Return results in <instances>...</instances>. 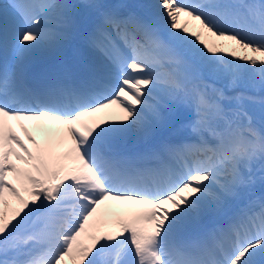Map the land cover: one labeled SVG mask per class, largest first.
I'll return each instance as SVG.
<instances>
[{"label":"snow or ice","instance_id":"snow-or-ice-1","mask_svg":"<svg viewBox=\"0 0 264 264\" xmlns=\"http://www.w3.org/2000/svg\"><path fill=\"white\" fill-rule=\"evenodd\" d=\"M257 165L264 0L0 6V264H264Z\"/></svg>","mask_w":264,"mask_h":264},{"label":"bare ground","instance_id":"bare-ground-1","mask_svg":"<svg viewBox=\"0 0 264 264\" xmlns=\"http://www.w3.org/2000/svg\"><path fill=\"white\" fill-rule=\"evenodd\" d=\"M149 3H155L156 2V0H152V2H151V0H147ZM6 4H8V2L6 1V0H0V6H3V5H6ZM50 26V25H49ZM39 58V53L37 54V59ZM160 71H164V69H160ZM46 124H48V123H50V122H45ZM30 130H33L32 129V125H30ZM33 134H35V131L33 130ZM38 140H42V136L40 135V137H38L37 138ZM29 148H31L32 146H31V144L28 146ZM254 175L256 176V184L254 185V191H255V193H256V196L257 197H259V196H261V195H264V192L261 190V189H259V188H256V186L257 185H262L260 182H259V176L261 175V173L260 172H258L257 174H255V172H254ZM118 207H124V206H118Z\"/></svg>","mask_w":264,"mask_h":264},{"label":"rangeland","instance_id":"rangeland-1","mask_svg":"<svg viewBox=\"0 0 264 264\" xmlns=\"http://www.w3.org/2000/svg\"><path fill=\"white\" fill-rule=\"evenodd\" d=\"M255 110V109H254Z\"/></svg>","mask_w":264,"mask_h":264}]
</instances>
